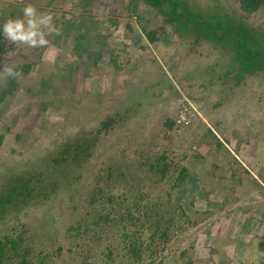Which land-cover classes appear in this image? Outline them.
I'll use <instances>...</instances> for the list:
<instances>
[{
	"label": "rangeland",
	"instance_id": "1",
	"mask_svg": "<svg viewBox=\"0 0 264 264\" xmlns=\"http://www.w3.org/2000/svg\"><path fill=\"white\" fill-rule=\"evenodd\" d=\"M181 1L264 43V2ZM29 2L60 34L23 50L0 35V66L15 51L19 69L0 105V193L61 177L6 213L0 238L44 264H264V75L238 80L232 51L143 0H0V24ZM70 141L78 157L59 162Z\"/></svg>",
	"mask_w": 264,
	"mask_h": 264
},
{
	"label": "trees",
	"instance_id": "2",
	"mask_svg": "<svg viewBox=\"0 0 264 264\" xmlns=\"http://www.w3.org/2000/svg\"><path fill=\"white\" fill-rule=\"evenodd\" d=\"M143 1L152 7L158 8L161 11L163 10L169 17V22L175 24L179 31L187 29L188 25L194 26V28L198 30L197 34H199L203 40L216 44L217 47L219 46V48L224 51H232L236 57L237 69L239 72L236 77L239 78L238 80L242 81L244 75H264V43L253 33L252 29L246 27L242 23L232 22L233 20L227 18L221 19V16L217 14L209 17V19L214 18V23H212L208 19L190 10L186 5H183L184 3L181 0ZM262 2H264V0H241V6L244 10L253 11L260 8ZM153 33H150L152 39L154 38L152 37L154 35ZM73 39L74 51L78 52L79 49L82 48L81 42L84 36H74ZM29 68L30 66H28V70ZM16 80V78H9L7 76L5 88L0 91V105H2L8 97L15 95L17 90ZM108 125L109 124H105V127ZM73 148H75V150L78 149V143L75 145L74 141L68 142L58 156L59 159L57 158L56 160L60 162L61 159L72 157L71 160L75 161L78 155H76V153L73 154ZM46 173L47 174H44V176L49 180L50 184L47 183L44 186L34 183H37V175H31V177H17L9 184L4 185L5 187L0 193V222L5 218L6 213L11 214L13 211H19L22 205L34 198V195H36V197L39 195L42 196V194L44 195L48 190L57 187L54 185L57 182V175H59L60 178L61 173H50V171H46ZM21 241L22 236H18L17 239H13L12 236L9 235L0 238V264H9L12 258L18 256ZM19 255L21 259H18L17 264H44L42 259V261L34 263L29 260L27 255Z\"/></svg>",
	"mask_w": 264,
	"mask_h": 264
},
{
	"label": "clouds",
	"instance_id": "3",
	"mask_svg": "<svg viewBox=\"0 0 264 264\" xmlns=\"http://www.w3.org/2000/svg\"><path fill=\"white\" fill-rule=\"evenodd\" d=\"M60 34V30L54 22V13L42 12L29 2L22 9V17L9 18L0 24V35L9 43H14L22 48L27 45L30 48H48L51 44L50 37ZM7 60L0 66V73L9 78L19 75L15 51H9Z\"/></svg>",
	"mask_w": 264,
	"mask_h": 264
},
{
	"label": "built area",
	"instance_id": "4",
	"mask_svg": "<svg viewBox=\"0 0 264 264\" xmlns=\"http://www.w3.org/2000/svg\"><path fill=\"white\" fill-rule=\"evenodd\" d=\"M185 101H186V103H188L190 108H192L190 105V101H188V100H185ZM190 113H191V110L184 106L183 110H181V115L178 118L179 119L178 123L185 121L187 119V117L190 115Z\"/></svg>",
	"mask_w": 264,
	"mask_h": 264
}]
</instances>
